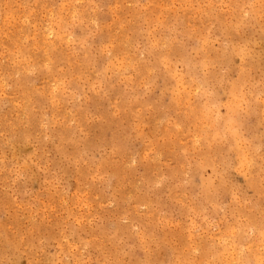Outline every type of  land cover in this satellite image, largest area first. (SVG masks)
Wrapping results in <instances>:
<instances>
[{
	"label": "rangeland",
	"instance_id": "1",
	"mask_svg": "<svg viewBox=\"0 0 264 264\" xmlns=\"http://www.w3.org/2000/svg\"><path fill=\"white\" fill-rule=\"evenodd\" d=\"M0 264H264V0H0Z\"/></svg>",
	"mask_w": 264,
	"mask_h": 264
}]
</instances>
